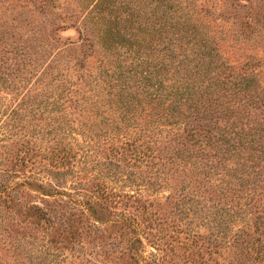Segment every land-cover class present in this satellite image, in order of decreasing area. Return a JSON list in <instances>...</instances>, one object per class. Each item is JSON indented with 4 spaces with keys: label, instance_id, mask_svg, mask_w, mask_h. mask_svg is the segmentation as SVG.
Listing matches in <instances>:
<instances>
[{
    "label": "trees",
    "instance_id": "trees-1",
    "mask_svg": "<svg viewBox=\"0 0 264 264\" xmlns=\"http://www.w3.org/2000/svg\"><path fill=\"white\" fill-rule=\"evenodd\" d=\"M144 1L0 0V99L22 97L0 129L48 130L45 143L35 132L12 140L10 165L0 168L3 232L12 216H24L61 250L115 247L86 252L92 264H166L170 253L185 264H264V129L249 126L256 111L264 113V86L260 97L244 84L264 56L225 66L210 51L212 68L202 74L211 86L191 84L190 2L153 0L150 30L136 16ZM223 2L229 10L213 6L206 14L230 15L242 45L264 44L257 1ZM173 6L181 11L169 13ZM26 10L68 17L55 33L74 28L80 44H62L55 34L40 39L33 22L26 24L35 34L12 29L24 26ZM15 11L21 14L9 19ZM124 30H153L152 70L122 71L115 63L122 52L108 57L123 47ZM17 79L22 86L11 85Z\"/></svg>",
    "mask_w": 264,
    "mask_h": 264
},
{
    "label": "rangeland",
    "instance_id": "rangeland-1",
    "mask_svg": "<svg viewBox=\"0 0 264 264\" xmlns=\"http://www.w3.org/2000/svg\"><path fill=\"white\" fill-rule=\"evenodd\" d=\"M190 2V5H187L184 8V11L186 15L189 13L188 17H192L193 23L187 25L191 26L193 29V34L190 36V39L192 41L190 48L187 49L188 52L194 53L191 55L190 53V61L187 67L191 70L189 73V79L191 84L201 83L205 87H210L211 84L207 81V75H203L202 72L209 71L212 67L210 66L211 63L208 61V55L210 54V51H217L219 53V56L217 59H221V61L224 60L225 66H228V64L236 63L237 65L239 63V60L244 57V55L248 54H256V55H263L264 56V44L258 43L257 41L248 42L249 44L243 45L236 41V34L233 31L234 26L232 25V17L228 14V21L221 17L220 11L217 10L212 15H207L205 12L206 8H212L213 6L222 7L228 9V7H225L224 0H188ZM257 1L255 3V9L258 8L260 12H264V6H262V3L264 4V0H255ZM192 5H197L192 6ZM174 10H179L178 7L173 6L172 9L168 8L167 11L169 13H173ZM198 10H201V13H198ZM229 10V9H228ZM128 11V9H127ZM181 11V10H179ZM20 11L10 12L9 19L13 18L16 15H20ZM142 14V15H141ZM140 19L143 18L144 24L148 26V29H153V0H146L143 2V7L141 10ZM149 17V18H148ZM23 18L25 19V24L12 27V29L17 30V32L27 33L33 31L31 28L26 24L27 22H33L34 29H37L38 33H33L36 36H40V39H48V37H52V35L55 34L56 38L61 39L62 44L66 45H72V44H80V38L79 33L74 29L70 28L67 30H62L60 32L55 33V28L58 25H69V18L65 16H60L56 11H47L44 15H41L40 12H35L33 10H26V12H23ZM152 21H150L151 19ZM178 19V18H177ZM181 20V18H179ZM176 20H174L175 22ZM182 21V20H181ZM231 21V22H230ZM17 24V22H15ZM196 23V24H194ZM43 24V31L40 30L38 25ZM178 25V23H175ZM27 27H26V26ZM76 25H80L76 24ZM146 26V27H147ZM17 28V29H16ZM125 31V37L127 40L123 41V47L117 49V50H111L108 53V57L111 58V55L113 52L121 51L123 59H121L122 62L118 63L115 61V63L122 65V71H125L128 68H131L133 71L136 69L141 68H148L152 70L153 65V30L151 33V36L144 35L141 33L131 34L130 31ZM228 31V35L225 38V42L221 40L220 35L222 32ZM210 33L211 35L215 34V37L213 40L210 38L208 40ZM226 33V32H225ZM146 37L147 43H141L139 40L140 37L143 36ZM185 40L187 41L189 39L188 34H184ZM220 39V40H219ZM77 42V43H75ZM97 42V41H96ZM200 47V50L196 53L197 48ZM112 57H114L112 55ZM145 57V58H143ZM206 57V58H205ZM152 58V59H151ZM114 59V58H113ZM144 59V60H143ZM149 59V60H148ZM113 61V60H112ZM203 61V63L201 62ZM113 63V62H112ZM114 63V64H115ZM196 66L200 68V74L195 73ZM126 67V68H125ZM11 69V68H10ZM9 69V70H10ZM257 69V67L255 68ZM259 69V68H258ZM241 72V71H239ZM184 72H180V75L183 76ZM179 75V74H178ZM176 76L172 79V81L182 79L181 76ZM135 80H140L139 77L135 75H130ZM16 80V79H15ZM14 81V80H13ZM21 85L22 82L14 81L11 83L12 86L14 85ZM245 86L249 87H257L255 89V93L258 96L261 97V90L260 88L264 86V63L260 65V69L255 70V72L251 75L248 81L244 82ZM197 85V84H196ZM259 88V89H258ZM249 92V90H248ZM256 95V96H257ZM14 95L10 94L7 95V99H0V118L3 119L5 117L11 116L13 114V111L16 107V105L20 102L21 96L19 97H13ZM264 99V95L262 97ZM253 117L252 123L249 125L251 126V129H256V131H259L260 129H264V113H259L256 111ZM4 114V115H2ZM6 119V118H5ZM5 129H0V168L5 169L10 165L11 162V154L9 153L10 149L13 146L12 140H14V137L17 133H27V132H35L36 134H39V143H45L46 140H44V134L48 132L47 129H13L18 126H9L4 125ZM1 127V126H0ZM53 138V137H51ZM132 190V188H130ZM163 194H160V197H163ZM25 199L30 197H24ZM33 199H42L40 196H34ZM10 211H2L1 214H9ZM24 216H12L10 218V222H13V224H7L8 229L7 231H10L9 233L3 232V229L6 227L3 225V223L0 222V264H92L87 261V257L85 255L86 252H90L94 249L95 253H113L115 251V247L113 245H104L100 248H95L94 243L92 244H86L83 246H77L76 248H73L71 245L68 246L66 249H59L58 246H56L54 243L49 242L44 238V232L43 229H36V225H30L23 221ZM19 222V223H15ZM22 222V223H21ZM5 231V230H4ZM10 234V235H9ZM110 242V241H108ZM60 247V246H59ZM92 248V249H91ZM153 251V246L150 247V245L147 247V251ZM100 251V252H99ZM112 255V254H111ZM115 255V254H114ZM113 255V256H114ZM107 255L105 254V257L102 258V260H107ZM109 261V260H108ZM166 264H185L183 260L179 258V256H173L171 253L167 256Z\"/></svg>",
    "mask_w": 264,
    "mask_h": 264
}]
</instances>
